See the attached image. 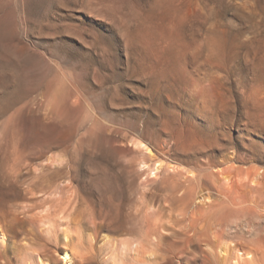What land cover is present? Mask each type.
<instances>
[{
  "label": "rangeland",
  "instance_id": "obj_1",
  "mask_svg": "<svg viewBox=\"0 0 264 264\" xmlns=\"http://www.w3.org/2000/svg\"><path fill=\"white\" fill-rule=\"evenodd\" d=\"M0 159V217L34 228L0 264L264 262V0H0Z\"/></svg>",
  "mask_w": 264,
  "mask_h": 264
},
{
  "label": "bare ground",
  "instance_id": "obj_2",
  "mask_svg": "<svg viewBox=\"0 0 264 264\" xmlns=\"http://www.w3.org/2000/svg\"><path fill=\"white\" fill-rule=\"evenodd\" d=\"M164 31V30H163ZM37 122L39 123V124H42V120L39 118L38 120H37ZM139 147H141V149H144V150H146L147 152H151L150 151V149L148 148V146H146V144H144V143H141V144H137ZM4 157V156H3ZM154 157V156H153ZM151 156H146L145 154H144V156H143V158H142V161L140 162V164H141V166H140V168H146L147 167V169H148V171H149V173H152V174H154V173H156V171L157 170H159L160 168H161V166H162V162H160V161H157V162H155L154 163V165H153V167H152V163H148V161L149 160H151ZM2 159H4V161H5V158H2ZM2 159H0V168L2 167V165L3 164H5V163H3V160ZM50 160V159H49ZM56 161H54L53 160V165L55 166V168H53L52 167V164H51V166H45V167H43L42 169H41V172L38 174V175H36L37 177H40V179L42 180V184H45V183H48V186H49V188L48 189H51L53 186H55V183H57V181H58V178H57V176L59 175L60 176V174L59 173H61L62 172V170L59 168V165L60 164H63V162H64V160L62 159V158H60V157H58L57 159H55ZM51 162V161H50ZM152 162H154V158H153V160H152ZM173 166H171L170 168H172ZM34 168V167H33ZM25 169V168H24ZM27 170V169H26ZM14 171H15V169H14ZM37 172H39L38 170H36ZM16 173H17V169H16V171H15ZM21 172V171H20ZM20 172H18V173H20ZM33 174V173H32ZM20 175V174H19ZM18 175V177H19V179H20V176ZM34 175H35V173H34ZM35 176V177H36ZM58 176V177H59ZM61 177V176H60ZM245 177H248V174H247V176H245ZM17 178V177H16ZM2 180V179H1ZM13 181V180H12ZM21 185V184H20ZM169 185V184H168ZM172 186H173V184H171ZM27 187V186H26ZM169 187H170V185H169ZM179 186H178V183L175 185V186H173V188H175V189H177ZM31 188H32V186H31ZM53 189V188H52ZM25 192H26V195H28V196H30V198H34V196H36V195H38L39 194V192L40 191H38L35 187L34 188H32V189H28V188H25V189H23ZM174 191V190H173ZM50 192V191H49ZM55 192V191H54ZM46 194V193H45ZM48 194V193H47ZM25 196V195H24ZM39 197V196H38ZM45 197H46V195H45ZM27 198V197H26ZM25 198V199H26ZM47 198V197H46ZM112 198V197H111ZM36 199V198H35ZM37 200V199H36ZM29 202V201H28ZM112 202V201H111ZM24 203H26V202H24ZM27 204V203H26ZM28 204H30L31 205V203H28ZM28 204L27 205H24L23 204V206L25 207H27L28 206ZM32 206V205H31ZM31 206H28V209H26V210H24L25 208L23 207V210L24 211H22V214H24V216H26L28 213H30V212H32V210H34L33 208H36V206L34 207V206H32V209H31ZM45 206V205H44ZM21 207V206H20ZM57 207V206H56ZM45 208V207H44ZM59 208H60V206H59ZM21 209H22V207H21ZM61 209V208H60ZM62 210V209H61ZM21 212V211H20ZM51 212V211H50ZM56 212V211H55ZM34 213V212H33ZM37 213V212H36ZM48 213V212H47ZM46 213V214H47ZM62 213V212H61ZM38 214V213H37ZM45 214V213H44ZM43 214V215H44ZM56 214V213H55ZM43 215H41L42 216V218L39 216V218H41V222L42 223H46L47 221H52V220H54V214L53 213H48L47 215H46V217H44ZM57 215V214H56ZM2 217V216H1ZM0 217V249L2 248V252L3 253H6L8 250H12V251H17V250H19V245H18V242H19V240L21 239L20 238V236H22L21 234L23 233V232H27L26 234H28V233H31V231L34 229L33 228V225H31L29 222H28V220L26 221V220H24V217H20V216H9V218L7 219V217L5 218V219H2ZM34 217V216H33ZM37 218V217H36ZM35 218V219H36ZM46 218V219H45ZM56 220V219H55ZM116 220V219H115ZM32 221V220H31ZM30 221V222H31ZM33 222V221H32ZM39 223H41L40 221H38ZM55 222V221H54ZM29 223V224H28ZM46 224H48V223H46ZM46 224H44V225H46ZM50 224V223H49ZM58 225V224H57ZM55 223H51L50 225H49V227H51L52 229V231H49V233H51L52 234V237H53V239L55 240V242L57 241V243H58V241H59V243H69V242H71L73 239H72V236L70 235V233L66 230V228H65V230H63V229H61L62 231H61V233H60V231H58V226H57ZM109 225V224H108ZM30 226V227H29ZM111 226V225H110ZM164 230V229H163ZM165 230H167L166 228H165ZM170 230V229H169ZM156 231V230H155ZM154 230H153V233L155 232ZM152 233V232H151ZM152 233V234H153ZM177 234V233H176ZM194 234H196V232L194 233ZM194 234H192V236L194 235ZM150 235V234H149ZM162 235H163V233H162ZM161 235V236H162ZM165 235V234H164ZM163 235V236H164ZM175 235V234H174ZM187 235V234H186ZM197 235V234H196ZM163 236H162V238H163ZM166 236V235H165ZM190 237H192L191 235H189ZM189 236H187V238L189 237ZM167 237V236H166ZM166 237H164V239L166 238ZM189 237V238H190ZM50 238V237H49ZM197 237H195V239H196ZM51 239V238H50ZM107 239V238H106ZM38 240H40V239H38ZM188 240V239H187ZM189 240H191V239H189ZM188 240V241H189ZM77 241L79 242L78 244L80 245V246H83V239L81 240L80 238L79 239H77ZM114 241V240H113ZM113 241H111V240H109V239H107V241H105V243L106 244H108V245H106V247H105V249L106 250H108L109 252H111V254L112 255H114L115 256V258L117 257V256H120L121 257V254H124V249H125V246H123V245H125V244H118V243H115V241L113 242ZM117 242V241H116ZM190 242V241H189ZM189 242H187L188 244H189ZM192 242H194V241H192ZM41 243V242H40ZM74 243V242H73ZM104 243V242H103ZM70 244V243H69ZM43 246H44V248L43 249H45V252L47 253V252H50V247H49V244L45 241V243L43 242V244H42ZM100 245V244H99ZM192 245V244H191ZM22 247V246H21ZM20 247V248H21ZM4 249V250H3ZM200 249V248H199ZM221 249V251H220V253L222 252H224V259H225V262L226 261H228V264H231L232 262H235L234 264H236L237 262L236 261H232L233 259H234V257H235V259L237 260V261H239L238 260V258L240 257V253L238 254V252H236V251H223L224 249H223V247L222 248H220ZM62 250V249H61ZM71 250V249H70ZM69 249H65V250H63L61 253H59V257L58 258H55V259H52V257L51 258H45V257H43L42 256V254H40V253H43V252H40L38 255H37V257H36V255L35 254H33V253H31V256H29V257H25V258H23V262L24 263H26V264H76V259H78V256H77V258H76V256H75V254H74V252H71ZM77 250H78V247H77ZM198 250V249H197ZM201 250V249H200ZM11 251V252H12ZM52 251V250H51ZM74 251V250H73ZM76 251V250H75ZM102 251V247H100L99 248V251H98V253L99 252H101ZM128 251V250H127ZM199 251V250H198ZM203 251H204V249H203ZM238 251H240V250H238ZM13 252V253H14ZM78 252H80V251H78ZM129 252V251H128ZM200 252V251H199ZM8 253V252H7ZM9 253H10V251H9ZM16 253V252H15ZM56 253V252H55ZM188 253H190V252H188ZM80 254V253H79ZM248 254H250V252L248 253ZM80 255H82V254H80ZM92 255H93V253H92ZM95 255V254H94ZM126 255V254H125ZM154 255V254H153ZM223 255V254H222ZM5 256V255H4ZM87 256V255H86ZM86 256H84V257H86ZM89 256V255H88ZM123 256V255H122ZM236 256H238L237 258H236ZM242 256V255H241ZM96 257V256H95ZM119 257V258H120ZM178 257H180V256H178ZM243 257V256H242ZM3 258V257H2ZM88 258V257H87ZM90 258L92 259L93 257L92 256H89V260H90ZM97 258V257H96ZM113 258V257H112ZM202 258H203V256H202ZM84 259V258H83ZM118 259V258H117ZM116 259V260H117ZM183 259V258H182ZM182 259H180V258H173V261H174V263L175 264H184L185 263V260H182ZM234 259V260H235ZM114 260V259H113ZM229 260H231V262L229 263ZM257 260V259H256ZM254 258H253V255H252V257H251V255H250V257L249 258H247L246 259V262H244V263H246V264H264V262L263 261H260L259 262V260L258 261H256ZM172 261V262H173ZM191 261V260H190ZM116 262V261H115ZM113 263V264H117V263ZM184 262V263H183ZM240 262V261H239ZM239 262L237 263V264H239ZM261 262H263V263H261ZM78 263H79V261H78ZM112 263V262H111ZM187 263H189V262H187ZM213 263V260H212V258L211 257H209V256H205L204 257V260H203V264H212ZM243 263V261H241V264ZM243 263V264H244ZM109 264V263H108ZM224 264H226V263H224ZM233 264V263H232Z\"/></svg>",
  "mask_w": 264,
  "mask_h": 264
},
{
  "label": "water",
  "instance_id": "obj_3",
  "mask_svg": "<svg viewBox=\"0 0 264 264\" xmlns=\"http://www.w3.org/2000/svg\"><path fill=\"white\" fill-rule=\"evenodd\" d=\"M126 144H127V149H132L135 145V142L134 141H131L130 140V135L129 134H126L124 137H123V140ZM218 158L219 159H222L224 158L225 156H228L230 155V153L228 151H221L218 153Z\"/></svg>",
  "mask_w": 264,
  "mask_h": 264
}]
</instances>
